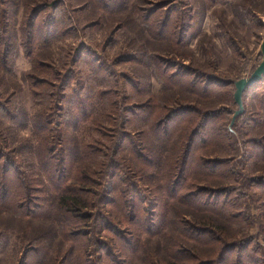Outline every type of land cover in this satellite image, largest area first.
<instances>
[{
	"label": "rangeland",
	"instance_id": "rangeland-1",
	"mask_svg": "<svg viewBox=\"0 0 264 264\" xmlns=\"http://www.w3.org/2000/svg\"><path fill=\"white\" fill-rule=\"evenodd\" d=\"M53 1L57 2L55 6L51 4ZM98 1L18 0L17 22L11 23L7 21L8 17L0 15V39L2 42H17L9 64L0 67V152L8 154L13 164L16 161L14 166L25 174L44 180L36 157L41 127L50 132L53 148H60L56 150L58 157L70 154L71 162L78 157L75 164L80 163L83 143H87L96 154H102L99 155L102 161L109 143L117 142L113 137L115 131L123 138L124 148L134 143L141 153L142 141L146 139L139 133L140 125L128 128L126 122L132 117L134 123H140V120L135 121L137 117H133L130 107L133 106V110L141 107L142 100L149 112L162 118L169 112L175 115L179 109H184L171 123L172 129L173 126L177 128L173 129L175 132L188 127L192 130L207 112L211 116H220L213 120L212 127L224 125L226 130L229 128L234 133L232 138L238 140V125L251 129L258 121L255 119L264 109V80L247 90L243 98L246 111L235 121L237 125L235 122L231 125L238 109L234 100V82L250 76L262 61L264 0H106L115 1L114 5H109L113 11L107 14L98 9ZM39 4L43 11L34 22L31 15L34 16L33 8ZM132 5L134 9H131ZM166 12L175 18L181 16L184 22L181 28H167L166 32L167 36L173 33L172 37L182 41L177 52L168 41H160L155 32L158 28L149 30L144 24L151 15L159 18ZM47 31H52V35ZM36 34L39 38L29 45L27 42ZM2 47L0 45V49ZM141 50L165 60L162 68L164 66L168 74L177 75L176 83H165V79L159 77V70L154 71L151 60L144 58L145 62H150L147 65L134 61V56L140 55ZM106 98H117L120 115L116 117L102 109ZM76 101L80 102L74 104ZM80 103L84 104L87 116L81 109L75 110V105ZM96 118L105 123L97 124ZM60 132L71 140L69 150H64V139L61 142L64 136L61 134L60 137ZM256 133L247 135L251 140L249 151L258 140ZM148 139L149 142L145 141L147 146L150 145L155 152L164 148L165 141L156 133L150 132ZM226 141L230 142L228 138ZM125 154L121 153V156ZM249 158L238 157L234 161L236 165H232L240 176L249 180L245 182L247 189L237 183L233 185L237 188L235 193L228 192L226 198L240 202L245 196L250 207L237 208L236 213L243 216L242 223L247 220L252 224L258 220L260 208L264 210V196L260 195L263 176L259 170L263 164ZM247 163L251 164L249 170L245 169ZM119 168V177L125 176L123 168ZM116 182L117 179H106L102 184L111 190ZM92 186L98 189L94 184ZM134 191L145 201H141L146 208L144 216L151 215L154 205L152 191L142 181L134 186ZM236 206L241 207L239 203ZM179 208L183 209V204H179ZM22 228H25L24 223H18L8 213L0 211V264L24 262L23 254L29 247L23 241ZM43 228L42 236L47 235L46 231L48 234L52 232L51 226ZM231 230L232 233L237 231ZM258 231L262 229L252 227L250 232L256 236ZM126 232L127 229L121 230L120 234ZM102 240L107 242V238ZM255 242L244 254L262 259L264 231ZM91 246L90 260L93 264H100L97 259L100 245L92 242ZM153 248L151 245V250ZM203 250L196 252L205 260L203 255L210 250L205 247ZM238 252H231L228 256L236 261ZM221 258L222 250L215 256L216 260Z\"/></svg>",
	"mask_w": 264,
	"mask_h": 264
},
{
	"label": "trees",
	"instance_id": "trees-1",
	"mask_svg": "<svg viewBox=\"0 0 264 264\" xmlns=\"http://www.w3.org/2000/svg\"><path fill=\"white\" fill-rule=\"evenodd\" d=\"M17 1L0 0V15L8 17L7 21L11 23L14 20L17 22ZM98 2V9L105 14L113 11L109 5L115 1ZM51 4L55 6L57 2L53 1ZM130 7L132 9L133 5ZM39 8L40 4L33 8L36 17L31 15V18L34 22L43 11ZM182 21L181 16L175 18L172 13L166 12L159 18L151 15L144 24L149 30L158 28L155 32L160 41H168L177 52L182 41L172 37L173 33L170 37L167 36L166 32L167 28H181L184 25ZM47 33L52 35V31ZM38 38L36 34L27 43L32 46ZM2 41L1 38L0 45L3 47L0 49V67L5 68L17 42ZM140 55L134 56V61L147 65L150 62H145L144 58L151 60L154 71L159 70V77L164 78L165 83H176L177 75L168 74L164 66L162 68L165 60L149 56L142 50ZM263 80L264 76L255 85L248 86L243 98L248 89ZM106 99L102 109L107 114H115L116 117L117 114L120 115L117 98ZM142 102V106L134 107V110L133 106L130 107L133 117H137L135 121L140 120V123H134L132 117L126 122L128 128L140 125L139 133L146 139L142 141L141 153L134 143L124 148L123 138L115 131L113 137L117 142L109 143L108 150L101 157L102 161L99 157L102 154H96V151L88 148L87 143H83L80 147V163L75 164L78 157H74L72 162L70 154L58 157L56 150L60 148H53L50 132L41 127L40 133L37 132L36 157L44 180H39L25 174L18 166H14L16 161L13 164L8 154L0 152V211L8 213L18 223H24L22 231L28 235H23V241L29 248L23 254L22 264H93L89 255L92 242L100 245L97 257L100 264H264V256L261 259L244 254L264 231L263 208L259 207L255 223L250 224L247 220L242 223L243 216L237 215L236 209L250 207L245 196L240 198V202L226 198L228 192L232 194L237 190L233 185L238 183L247 187V177L240 176L233 169L235 167H232L236 165L234 161L243 156L250 157V160L255 158L254 160L263 164L259 170L263 176L260 195L264 196V109L251 129L238 125L237 140L232 138L234 133L229 128L226 130L224 125L212 127L213 120L220 116L204 112L192 130L188 127L175 132L173 129L177 128L173 126L172 129L171 123L184 109H179L175 115H170L169 112L162 118L149 112L143 100ZM75 106V110L81 109L87 116L84 104ZM243 114L244 112L241 115ZM241 115L237 116L236 122ZM98 119L96 118L97 124L105 123ZM150 132L156 133L165 141L163 149L158 148L155 152L150 145L147 146ZM253 132H257L258 140L255 144L252 143V150L249 151L251 140L247 135ZM61 134L63 133L60 132V137ZM63 136L61 142L64 139V150H69L71 140L64 134ZM217 156L220 158H211ZM245 165V169L249 170L251 164ZM119 167L123 168L125 176L119 177ZM106 179H117L118 182L114 183L111 190H107L102 184ZM141 181L153 194L151 215L144 216L146 208L142 203L145 201L134 191V186ZM247 199L253 200L251 197ZM238 203L242 208L236 206ZM179 204H183V209L179 208ZM46 225L51 226L52 232L48 234L46 231L47 235L42 236L40 233ZM252 227H260L262 231L254 236L250 232ZM231 228L237 231L232 233ZM125 229L127 232L120 234ZM102 238H107V242ZM151 245L154 247L152 250ZM203 247L210 250L203 255L205 260L196 252L204 251ZM221 250L222 258L216 260L215 256ZM234 251H239L236 261L228 256ZM254 251L259 253L258 250ZM244 257L251 260H245Z\"/></svg>",
	"mask_w": 264,
	"mask_h": 264
},
{
	"label": "water",
	"instance_id": "water-1",
	"mask_svg": "<svg viewBox=\"0 0 264 264\" xmlns=\"http://www.w3.org/2000/svg\"><path fill=\"white\" fill-rule=\"evenodd\" d=\"M261 53H262V61L259 65L254 69L248 77H243L237 81H235V93H234V100L238 105V109L234 112L231 125L235 122L237 116L241 115L245 108H244V101H243V94L244 91L248 86L255 85L259 80H261L264 76V38L261 43Z\"/></svg>",
	"mask_w": 264,
	"mask_h": 264
}]
</instances>
